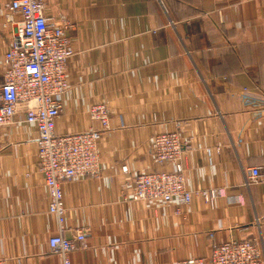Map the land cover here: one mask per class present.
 Wrapping results in <instances>:
<instances>
[{"label": "crops", "instance_id": "0c3cea01", "mask_svg": "<svg viewBox=\"0 0 264 264\" xmlns=\"http://www.w3.org/2000/svg\"><path fill=\"white\" fill-rule=\"evenodd\" d=\"M9 1L0 0V85L13 29ZM47 2L54 18L75 23L56 132L98 129L88 114L93 103L107 102L112 113L98 144L100 172L64 185V236L76 243L71 264H177L243 240H255L264 258V0ZM175 130L188 148L192 201L156 215L132 199L131 182L157 168L152 138ZM36 136L25 122L0 131L6 264L61 263L48 246L59 226ZM251 168H260L261 182H250Z\"/></svg>", "mask_w": 264, "mask_h": 264}, {"label": "built area", "instance_id": "2783aa9c", "mask_svg": "<svg viewBox=\"0 0 264 264\" xmlns=\"http://www.w3.org/2000/svg\"><path fill=\"white\" fill-rule=\"evenodd\" d=\"M4 10L13 29L0 85V131L18 122L36 129L39 170L49 192V213L59 226V233L49 238L48 246L60 256V264H71L70 254L76 243L64 236V185L100 172L98 144L110 129L112 113L107 102L93 103L88 114L98 123V129L58 134L61 97L70 89L67 65L74 54L68 33L74 30L75 23L66 16L54 18L47 0H10ZM187 150L179 131L156 134L151 153L157 168L133 176L132 199L146 203L156 215L172 202L190 204L192 192L184 176L189 165ZM122 171L128 174V166H123ZM248 175L251 183L262 180L260 168H251ZM85 239L84 230H79L76 241L84 243ZM0 264L6 263L0 260ZM177 264H264V258L255 240H243L215 244L209 258H188Z\"/></svg>", "mask_w": 264, "mask_h": 264}]
</instances>
